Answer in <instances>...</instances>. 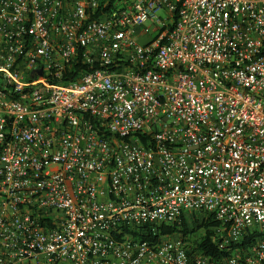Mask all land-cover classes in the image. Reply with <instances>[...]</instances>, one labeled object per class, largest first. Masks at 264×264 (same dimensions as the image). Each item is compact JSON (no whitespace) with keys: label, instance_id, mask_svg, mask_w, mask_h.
I'll return each mask as SVG.
<instances>
[{"label":"built area","instance_id":"2783aa9c","mask_svg":"<svg viewBox=\"0 0 264 264\" xmlns=\"http://www.w3.org/2000/svg\"><path fill=\"white\" fill-rule=\"evenodd\" d=\"M257 232L264 0H0V264H264Z\"/></svg>","mask_w":264,"mask_h":264},{"label":"trees","instance_id":"16d2710c","mask_svg":"<svg viewBox=\"0 0 264 264\" xmlns=\"http://www.w3.org/2000/svg\"><path fill=\"white\" fill-rule=\"evenodd\" d=\"M82 70L89 71L88 66H82L80 65ZM77 77V72L72 75V78L75 79ZM72 79V80H73ZM215 224H210L205 218H196L193 216L191 220L187 221L185 220L184 223L181 225V231L187 235L189 233L193 232L196 234L194 237H197L193 239L194 245H197L199 248H201L204 252L211 254L213 257H218L220 255L219 251L215 247V244L213 240L211 239L212 232L208 229L209 227L213 226ZM205 232L202 233L204 230ZM166 232H174L176 231V226L172 228H165ZM254 236H264V233H256ZM247 242V241H246ZM245 242V243H246ZM226 253V252H225ZM223 254V253H222Z\"/></svg>","mask_w":264,"mask_h":264},{"label":"crops","instance_id":"0c3cea01","mask_svg":"<svg viewBox=\"0 0 264 264\" xmlns=\"http://www.w3.org/2000/svg\"><path fill=\"white\" fill-rule=\"evenodd\" d=\"M141 41H146L147 38H139Z\"/></svg>","mask_w":264,"mask_h":264},{"label":"water","instance_id":"95a60500","mask_svg":"<svg viewBox=\"0 0 264 264\" xmlns=\"http://www.w3.org/2000/svg\"><path fill=\"white\" fill-rule=\"evenodd\" d=\"M39 72H40V73H42V71H41V70H40Z\"/></svg>","mask_w":264,"mask_h":264}]
</instances>
